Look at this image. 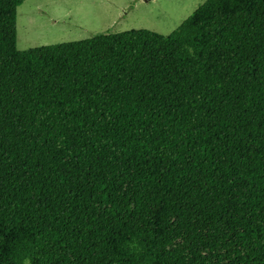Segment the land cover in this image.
Returning a JSON list of instances; mask_svg holds the SVG:
<instances>
[{
  "label": "trees",
  "instance_id": "1",
  "mask_svg": "<svg viewBox=\"0 0 264 264\" xmlns=\"http://www.w3.org/2000/svg\"><path fill=\"white\" fill-rule=\"evenodd\" d=\"M0 0V264H264V0L26 51Z\"/></svg>",
  "mask_w": 264,
  "mask_h": 264
},
{
  "label": "rangeland",
  "instance_id": "2",
  "mask_svg": "<svg viewBox=\"0 0 264 264\" xmlns=\"http://www.w3.org/2000/svg\"><path fill=\"white\" fill-rule=\"evenodd\" d=\"M205 1L27 0L16 11V49L26 51L133 30L168 36Z\"/></svg>",
  "mask_w": 264,
  "mask_h": 264
}]
</instances>
